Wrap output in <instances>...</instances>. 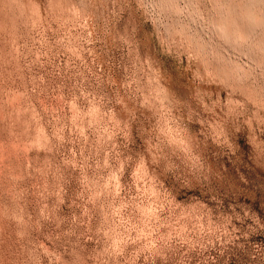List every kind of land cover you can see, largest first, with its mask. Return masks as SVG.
<instances>
[{"label":"rangeland","instance_id":"374dc122","mask_svg":"<svg viewBox=\"0 0 264 264\" xmlns=\"http://www.w3.org/2000/svg\"><path fill=\"white\" fill-rule=\"evenodd\" d=\"M0 264H264V0H0Z\"/></svg>","mask_w":264,"mask_h":264}]
</instances>
